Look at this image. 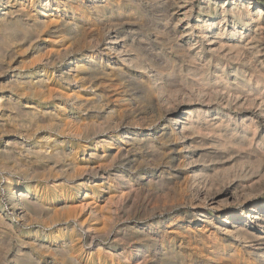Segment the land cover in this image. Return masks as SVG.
Listing matches in <instances>:
<instances>
[{"label": "bare ground", "instance_id": "6f19581e", "mask_svg": "<svg viewBox=\"0 0 264 264\" xmlns=\"http://www.w3.org/2000/svg\"><path fill=\"white\" fill-rule=\"evenodd\" d=\"M156 2L162 5V8L164 7L163 11L167 13L168 23L174 16L180 17L174 26H169L165 36L168 38L175 36L174 40L178 47H184V44L186 47L188 46L186 52L194 60L202 62L205 51L208 53L209 62L203 66L199 63L205 72L206 68L211 66L214 56L218 57L219 55L237 58L241 60L244 68L248 67L249 70H252L251 73H248L249 70L242 72L239 71L240 68H237L234 81L239 88L233 92L235 95L231 93L232 95L227 97L229 107L239 109L238 119L232 115L222 116L219 114L220 109L214 103L218 95L211 92L210 89L202 90L203 86L201 85L200 88L209 102L204 104L200 111L195 113L191 111L188 117L184 116L185 119L172 120L174 127L170 134L163 133V137L159 139L164 141L168 137L169 142L179 143L183 146V150H188L184 165L181 163L187 168V178L183 186L176 182L180 178L177 172L171 174L159 169V158L164 157L165 153L157 143L156 134L149 137L150 139L140 137L145 134L143 128L154 127L157 129L156 125L161 121L160 118L148 120L149 124L143 116L140 118L145 119H136L130 122H127L123 115L117 116L118 119L113 120L107 117L103 120L104 116L101 112L109 106L110 100L105 99L96 90V81L100 76L110 77L113 76V73H118L121 76H130L137 83L134 85L145 87L146 90L156 95L161 94L156 86L157 80L148 78L147 74L150 75V71L143 66V60L137 54V45L132 38L135 26L128 19V16L146 13ZM195 10H199L205 15H198L196 24L190 26L188 21ZM184 21H187V24L179 27ZM180 42L182 45H179ZM27 46L29 50L38 47L40 50H43L41 48L44 50L52 48L57 52L45 58L44 56L35 57L34 62H31L28 68H22L15 63L16 67L7 65L8 58H12V56L10 57L12 51L18 52ZM79 51L86 53L79 56ZM87 51H90L91 54H88ZM65 59L69 62L68 66L62 69L64 71L61 70V75L58 78H55V73L60 72L57 71V65L63 63ZM219 70L225 75L226 67L220 66ZM133 71H137L141 77L134 74ZM0 72L3 84L0 95V166L5 165V161L10 158L18 162L17 169L5 168L6 171L0 172V231L9 229L17 232L22 226L36 225L46 215H51L53 209L43 202L48 193L66 191L72 197L76 193L81 195L84 192L83 203L80 204V207L81 213H84L87 218L83 221L75 219V227L72 229L69 239H66L65 236L60 244L58 243V234L69 230L61 229L58 219L52 216L49 217L47 225L39 228L40 230L35 233V237L29 244L36 251L51 254L50 257L54 264H82L73 252L76 249L75 242L84 239L85 236L90 248L95 247L94 243L99 233H96L91 224L99 220L100 214L93 206V202L89 203L88 201L90 198L96 197V192L103 189L105 185L104 183L97 184L98 181L95 179L99 178L104 181L103 178L107 177L106 179L110 180V175L106 176L109 166L86 165L81 171L74 157L77 148L66 150L57 147V144H64L71 138L81 139L80 144L84 143V145L78 148L83 150L85 156L88 149L92 151L89 159L103 161L102 149L111 145L113 141H117L112 135L117 134V131L120 130L118 138L121 141L119 140L120 142L117 144V161L125 158L124 161L132 164L133 169L129 171L121 169L117 173L115 200L117 199L119 207L123 205L125 207V204H129L130 200L132 201L142 192L143 195L150 193L152 188L180 189L181 192H184L183 200L185 199L191 206L194 216L203 218L207 215L204 211L205 206L212 210L219 209L228 205L230 201L233 204L241 199L246 201L251 198L246 195L256 191V186H242V184L238 186L229 184L228 188L215 189L220 178H228L230 174L236 172L235 167H232L231 170H226L223 167L225 170L221 173L218 169L208 174L211 166L207 165L205 156L198 157L197 152L203 151L202 148L215 149L214 156L227 153L231 163L241 162L240 166L251 163L253 159L257 162L264 161V136L260 142L255 141L261 133L260 125L264 122V104L262 102L259 104V112L253 111L252 108L258 106V100L252 97V90L246 91L248 83H251L253 78L257 79L256 90L259 92L264 89V86L259 88L263 82L259 76L254 74L259 72L264 75V2L261 0H0ZM9 73H11L10 76ZM239 76H242L243 79L240 80ZM34 79L37 80L36 83ZM51 81L53 87L50 85ZM212 90L214 91V89ZM195 91L197 90L195 89ZM84 92L90 93L94 100H82ZM167 94L169 93L167 92ZM22 99H38L42 102H27L28 105L25 107ZM50 105L52 108L49 107ZM247 105L252 108H247ZM195 107L197 108L196 105ZM70 108L72 111L80 112L91 110L93 112L90 117L92 122L76 128L75 123L79 122L80 117L72 111L65 113ZM178 109H167L166 114L179 113L181 109ZM214 116L217 118L209 120ZM214 121L216 122L214 123ZM209 130H211L209 133L212 134L208 135ZM45 131L50 132L48 137L36 135ZM51 133H58L63 139H53ZM10 134H17L19 137L15 142L8 139L3 143L2 140ZM35 138L36 140L40 138L41 141L47 143L46 146L38 147L32 144L31 141ZM51 142L55 148L50 152ZM12 148H19V155L25 156L27 160L18 158ZM143 149L148 151L144 152ZM23 168H26L27 171H23ZM141 168H145V173L142 174L143 179H133L132 176L138 173ZM17 171L25 175H30L31 171L32 174L35 173V180L31 179L27 183H21L17 179ZM130 172L133 174L129 175ZM54 173H58L59 176H53ZM167 177H170V180ZM3 180L5 183L3 192L7 197L8 205H4V202L1 201V182ZM108 180L107 182H109ZM257 185L264 188L262 183ZM238 190L244 196L241 197L237 193ZM224 199H226L225 202ZM235 215L237 214L233 213L227 218L224 228L226 233L233 234L237 239L248 243L250 247L248 251L256 257L255 261L264 264V206H253L244 218ZM57 226L58 230L47 232ZM139 230H137L136 236L145 245L140 244L133 249L125 250L124 255L119 257L120 259H128L131 253H135L134 257L138 260L143 259V264L147 262L149 257L147 256L149 255L147 245L154 235L151 233L152 230ZM160 237L162 238V236ZM47 241H55L58 244H47ZM84 247V244L78 247L77 254ZM33 249L31 250L33 251ZM162 250H164L163 246ZM103 252L97 250V255L101 257ZM170 252V255L176 254L174 251ZM93 257L94 254L91 253L88 259ZM34 262V254L23 252L22 249L17 250L12 261H5L8 264H32Z\"/></svg>", "mask_w": 264, "mask_h": 264}, {"label": "rangeland", "instance_id": "374dc122", "mask_svg": "<svg viewBox=\"0 0 264 264\" xmlns=\"http://www.w3.org/2000/svg\"><path fill=\"white\" fill-rule=\"evenodd\" d=\"M261 1L264 2V0H261ZM163 8H162V5L156 2L154 3V5L150 7V9L146 11V13L141 14V15L135 14V15L128 16V19L135 26L134 31H133L134 36L132 38L135 40V43L137 45L136 46L138 50L137 54H139L140 57L142 58L143 66L146 67L148 71H150V75L147 74L148 78L157 80L156 86L159 88L161 94L156 95L155 93L149 90H146L145 87H139V85H134L137 83H135L136 81H133V79L130 76L129 77L121 76L118 73H113V76H110V77L100 76L98 80L96 81V86H97L96 90L98 94L104 96L105 99L110 100L108 103L109 106L106 107L104 111L101 112L104 116L103 120H105L107 117L114 120L117 118V116L119 117L123 115V118L127 122H130L136 119L139 120V119L146 118L145 121L147 120V123H148V120L152 121V120H155L156 117L160 118L161 121L158 122L156 125L157 129H154V127L143 128V131L145 134L141 135L140 137L150 139L149 137H152L153 134H156L155 137L158 139L157 143L158 145L161 146V148L163 149V152L165 153L164 157L159 158L160 159L158 161V164L160 165L159 169L162 171L164 170L165 173L172 174V173L177 172V174L180 175L179 176L180 178L177 179L176 182L180 184V186H183L187 178V175H186L187 168L183 166L184 165L183 162H184V159L186 157V153L188 150L187 151L186 149L183 150L182 149L183 146L179 143L169 142L168 137H166L164 141L159 140V139L163 137L162 136L163 133L170 134V132L172 131V128L174 127L175 120H177L178 118L185 119L186 117H188L191 111L194 113L197 111H200V109L203 108V105L209 102L207 101L206 96L202 92L203 89L205 90L210 89L211 92L218 95V98L214 100V103L220 109L219 114H222V116L232 115L235 119H238L240 116L239 109L237 110L234 108L231 109L232 107H229L230 105H228L227 99L232 95L231 93H233L234 91L236 92L239 88L238 86L235 85L236 81H234V78L236 76L235 71L237 70V68H240L239 71H242V72L249 70V68L248 67L244 68L243 64L241 63V60H238L237 58L224 57L223 55H219L218 57L214 56V58L212 59L213 62L211 66L209 68H206V72H205V70H203V68L201 67L209 62L208 60L209 55L206 51L204 54L205 55L204 60L202 62H200L199 60H194L193 57H191L189 53L186 52V49L188 48V46L186 47V45L184 44L183 45L184 47H178L176 46V42L174 40L175 36H173L172 38H168L167 36H165V33H167L166 30H168L169 26L170 25L174 26L176 22H178V19L180 17L174 16L172 21L168 23L167 13L163 11ZM198 15H205V14H203L202 12H199V10H195L193 16L188 21L190 23V26H194L196 24ZM186 22L185 21L182 22L180 24L181 26L179 27H182L183 25L187 24ZM180 44L182 45V42H180L179 45ZM27 48L28 46L25 47V49ZM25 49L23 48V50L18 51V52L14 50L15 53L12 51L10 55V57L12 56V58H8L6 62L7 65H14V67H16L15 66L16 64L18 66H21L22 68L23 67L28 68L30 67V63L34 62L35 57L44 56L45 58L57 52L56 50L52 48H48L47 50H44V48H41L44 51L40 50L38 47L30 49V50L29 49L25 50ZM184 52H186L187 54ZM83 53H86V52L79 51V56L82 55ZM88 54H91V52L89 51ZM63 63H60L59 65H57L56 67L57 71H60V72L55 73V76H54L55 78H58L61 75V70L65 69V67L68 66L69 62L67 61V59H65ZM199 63H201L202 66ZM220 66L226 67L225 75L223 74V72L219 70ZM251 71L252 70H249L248 73L249 72L251 73ZM11 73H9V76L11 75ZM133 73L138 74L137 71H133ZM254 74L259 76L260 80L263 82L259 85V88H263L264 75H261V73L259 72H257V74L256 73ZM138 76L141 77L140 74H138ZM1 78L2 76L0 75V95H1V89L3 87ZM238 78L240 80L243 79L242 76H239ZM34 82L36 83L37 80L34 79ZM256 82H257V79L253 78L251 83L250 82L248 83L249 85H247L246 87L247 90L246 89L245 90L246 91L252 90V93H253L251 94L252 97L258 100L257 107L252 108V107H248L247 105V108H252L253 111L259 112L260 111L259 104L261 102L264 104V89L258 92L256 90V87H258V85H256ZM50 85H52L51 87H53L52 81L50 82ZM176 86H177V89H176ZM216 86H218L219 88ZM200 87H202V90ZM195 89L197 91H195ZM212 89H214V91ZM76 90L79 91L78 89ZM167 92L169 94H167ZM193 92L195 93L193 94ZM90 95L91 94L88 92L82 93V100H87V99L94 100V97ZM179 96H184V97H179ZM170 98L174 99L175 101H173ZM33 101H35V103L42 102V101H38V99H34V100L22 99V103L25 107H27L28 105L27 102L32 103ZM195 105L197 106V108L195 107ZM49 107L52 108L51 105ZM171 108H179L183 110L181 111L178 109L179 113H176V114H166V110L171 109ZM185 109L187 112L185 111ZM126 110L127 112L124 113V111ZM66 111L65 113H69L72 110L70 108V109H67ZM82 111L83 112L76 111V110L72 111L73 113H76L80 117L79 122L75 123L76 128H80L82 127V125H86L92 122L90 117L93 112L91 110H88V111L82 110ZM141 116L145 118L143 117L140 118ZM215 118L217 117L214 116L210 118L209 120L215 119ZM194 121H196V119H194ZM215 122L216 121H214V123ZM260 128H261V131H260L261 133L257 136L255 140L258 142H260L261 141L260 139L262 138V136H264V122L261 123ZM210 131L211 130L207 132L208 135L212 134V133H209ZM48 133L50 132L45 131V132H39L36 135L48 137L49 136ZM119 133H120V130L117 131V134L114 133L112 135V137L116 138L115 140L117 141H113L111 145L106 146L105 148L102 149L101 151L102 156L104 155L103 161L89 159L92 153L90 149H88L87 154L85 156L83 150L78 148L79 146L84 145V143L80 144L81 139L79 138H73V139L71 138L69 139V141H67L64 144L63 143L57 144V147H59L60 149L67 150L68 148L69 149L77 148L74 153V157L76 159V164L78 165L81 171L84 169L83 167H85L86 165L97 166L98 164H103V165L110 167L108 170H106L108 171L106 172V176L110 175L109 176L110 180L106 179L107 177L103 178L104 181H101V179L99 178L95 179V181H98L97 184L104 183L105 185L103 189L96 192V197H92L88 201L89 203L93 202L92 203L93 206L98 210L100 214L99 220H97L96 222H92L91 224L93 228L96 230V233L97 234L99 233L96 236V242L94 243L95 247L90 248V246L88 245L86 236L82 240L75 239L77 240L75 242L76 249L74 250L73 254L77 255V258L81 260L82 264H143V259L138 260L136 257H134L135 253L133 254L131 253L128 256L129 257L128 259L119 258L121 255H124L125 250L133 249L135 246H139L140 244L145 245L142 242H140L141 240H139L136 236L137 235L136 232L139 229L141 231H146V230L151 231L152 230L153 232L151 233L154 235L152 236L151 241L147 245V249L149 250L148 251L149 255L147 256L149 257L145 264L147 263L148 264H169V263L171 264L172 263L173 264L174 263L176 264H259V262L255 261L254 259L256 257L249 253L248 249L250 247L248 243H246L245 241H242L239 238L237 239V237L233 234H227L224 228L226 226L225 222L227 218L230 217L233 213L239 215V217L244 218L246 217V213H248V211H250V209L253 206H256V205L264 206V188L261 186L259 187V185H257L259 183H262L264 186V175H263L264 174V161L257 162L256 160L253 159V161L251 160V163H247L246 165L244 164L245 166L243 165L244 166L243 167L242 165L241 166L239 165L241 164V162L231 163L227 153H225L226 155L223 154L220 156H214L215 149L202 148L203 151L199 150L197 152V156L198 157L201 155L202 157L205 156L204 158H205L207 165L211 166V169L208 172V174L213 173L214 170L219 169L218 171H220L221 173L225 169L231 170L232 167H235L236 172L234 171V173H232L233 175L230 174L228 178L227 177L220 178L219 181L216 183L215 189L222 190V189L228 188L227 186L229 184H233V186H238L241 184L242 186H251V185L256 186V191L254 193L252 194L250 193L249 195L248 194L246 195V197L248 198L251 197L249 199L247 198L248 200L246 201L244 199H241L239 200L240 202L237 201L234 204L232 203V201H230L231 204L229 202L228 205L226 204L224 207L215 209V210H212L208 206L207 207L205 206V209L204 208L203 209L207 213V215L203 218H199V216H194V212L191 211L192 210L191 206L185 201V199L183 200L182 196L184 195V192L183 191L181 192L180 189L179 190H176V189L163 190L160 187L152 188V191L150 193H145L146 195L145 194L143 195V192H142L141 194L136 196L137 198L134 197L132 201L130 200L129 204L127 205L125 204V207L124 205L119 207L117 206V199L115 200L117 196V173L121 169L127 170V171L133 169L132 164H128L126 161H124L125 158L117 161V153H118L117 144L118 142L121 141V139L118 138ZM51 134L53 135V139L54 138H58L59 140L63 139L58 133H51ZM18 137H17V134H13V135L10 134L9 136H6L5 139L2 140V142L4 143L8 139H11L12 142H15V140ZM195 137H198V136L195 135ZM251 138L253 139V137ZM18 140H22V139H18ZM31 143L37 145L38 147H41L42 145L46 146L47 144L44 141H41L40 138L37 140L35 138L33 141H31ZM54 148L55 147L54 145H52V142H51V148L49 149V151L51 152V150H54ZM18 149L19 148H12L13 152L18 155V158H23L24 160H27L25 156L21 157V155H19L20 150ZM147 151L148 150L146 149L144 150V152H147ZM4 164L5 165L0 166V172L6 171L5 168H9V169L18 168V162H15L11 158L6 160ZM216 165H219L221 167L216 166ZM23 169H24L23 171H27L26 168H23ZM143 173H145V168H141L140 171L138 170V173L133 175L132 178L133 179L137 178L138 180H140L144 175ZM29 174L30 175H27V174L25 175L17 171L16 176H17V179L21 181V183H27L31 179L35 180L34 178L35 173L32 174V172L30 171ZM130 174L132 175L133 173L130 172L129 175ZM53 176L57 177L59 176V174L54 173ZM167 178L168 180H170V177H167ZM24 179H27V180H24ZM107 180L109 182H107ZM4 184L5 183L3 180L1 182V201L4 202V205H8L7 197L4 196V192H3L5 189ZM177 186L179 187V185ZM237 193L240 194L241 191L238 190ZM160 194L161 195L164 194L165 197L164 195L161 196ZM240 196L242 197L244 195L240 194ZM83 199H84V192L81 193V195L76 193L72 197H70V195L66 191H64L63 193L62 192L48 193L46 199L43 202L46 203L47 206L50 205L49 207L53 209V212L51 215L49 216L46 215L44 219L42 218V221H38L36 225H29L25 227L22 226L19 231L17 230V232L16 231L14 232L9 229H2L0 231V264H8V263H5L6 260L12 261L14 259L15 253L19 249H22L23 252H31L34 254L35 262L32 264H54V261H52V257H50L51 254H44L42 252L36 251L35 249H33V246L29 244L32 242V239L35 237V233L38 230H40L39 228L41 227L43 228L45 225H47L49 222L48 220L49 217H52V216L58 219L57 220L58 225H60L59 227L61 229L69 230L68 232L67 230H65L64 233L58 234V238H59L58 243L60 244V242L63 240V237L65 238V236H66V239H69L70 234H72L71 231L75 227V219H79L80 221H83L87 218V216H84L85 215L84 213H81L80 204L83 203L82 202ZM223 201L225 202L226 199H224ZM152 205H153V208H152ZM146 213L148 214V216ZM57 227H54L51 230L49 229L47 230V232L56 231L59 229V227L58 228ZM75 230L80 231V229L78 228H75ZM160 236H162V238ZM46 243L47 244L51 243V245L58 244V243H55V241H47ZM82 244H84L85 247L81 252L77 254V249ZM162 246L164 247V250L161 251ZM31 249H33V251ZM97 250L104 251L101 257L97 255ZM170 251H174V253L176 254L170 255L171 253ZM91 253L94 254V257L92 259H88L89 254ZM2 257L4 258V260Z\"/></svg>", "mask_w": 264, "mask_h": 264}]
</instances>
